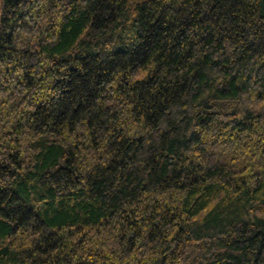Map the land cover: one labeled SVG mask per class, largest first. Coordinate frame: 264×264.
I'll return each instance as SVG.
<instances>
[{"label":"trees","instance_id":"trees-1","mask_svg":"<svg viewBox=\"0 0 264 264\" xmlns=\"http://www.w3.org/2000/svg\"><path fill=\"white\" fill-rule=\"evenodd\" d=\"M0 264H264V0H0Z\"/></svg>","mask_w":264,"mask_h":264},{"label":"bare ground","instance_id":"bare-ground-1","mask_svg":"<svg viewBox=\"0 0 264 264\" xmlns=\"http://www.w3.org/2000/svg\"><path fill=\"white\" fill-rule=\"evenodd\" d=\"M131 33V32H130ZM130 38V37H129Z\"/></svg>","mask_w":264,"mask_h":264}]
</instances>
